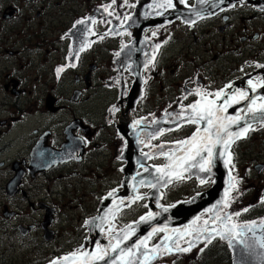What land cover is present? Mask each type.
I'll list each match as a JSON object with an SVG mask.
<instances>
[{
  "label": "flooded vegetation",
  "instance_id": "obj_1",
  "mask_svg": "<svg viewBox=\"0 0 264 264\" xmlns=\"http://www.w3.org/2000/svg\"><path fill=\"white\" fill-rule=\"evenodd\" d=\"M163 3L0 0V234H43L45 242L52 241L62 206L59 201L76 200L80 190L95 194L93 206L84 207L78 219L88 234L85 222L99 215L108 193L123 191L128 136L120 129L135 136L141 162L136 175L145 173L141 164L148 169L162 166L164 157L159 152L171 147L158 146L183 139V131L188 134L196 126L183 124L155 140L150 139L151 128L175 127L172 120L181 105L199 98L189 95L184 100L186 90L223 88L226 94L246 90L250 97H264V87L253 93L248 85L249 79L264 80V67H258L264 65V0H185L183 4L173 0V8L157 7ZM109 5L111 16L105 12ZM79 20L84 23L76 24ZM153 57L154 63H149ZM58 68H63L59 75ZM131 95L135 99L130 106ZM113 107L119 110L111 111ZM136 120L142 122L134 130ZM251 128L230 149L235 165L232 175L239 183L230 194V207L221 205L218 211L241 212L236 222L256 221L258 235L264 219V136L258 134H264V123ZM250 140L261 142L254 153H260V158L250 166L252 179L244 177L248 167L238 152ZM145 152L155 158H145ZM115 163L122 173L120 187L114 186ZM140 203L147 206L148 201ZM129 208L117 212L115 220ZM245 208L249 210L244 212ZM199 217L201 224L210 219L206 214ZM108 229L104 233L109 234ZM44 234H53L52 239L46 241ZM165 235L155 234L148 248L161 243ZM193 239L186 236L179 244L188 247L187 241ZM202 248L225 254L223 264H232L227 240L214 238L205 247L203 236L190 252L167 253L161 248L148 264H179L178 256L189 257Z\"/></svg>",
  "mask_w": 264,
  "mask_h": 264
},
{
  "label": "snow or ice",
  "instance_id": "obj_2",
  "mask_svg": "<svg viewBox=\"0 0 264 264\" xmlns=\"http://www.w3.org/2000/svg\"><path fill=\"white\" fill-rule=\"evenodd\" d=\"M126 2V0H125ZM181 4L185 3V0H179ZM200 3L207 2V0H198ZM112 3H116V0H112ZM220 3H224V0H220ZM111 7L109 5L105 8V12L111 16L113 13L108 11ZM157 7L173 8V0H164L163 4H158ZM161 13H157L160 15ZM199 15V13H197ZM131 19L130 17H124L127 21ZM97 21L92 20L95 24ZM83 20H79L76 24H83ZM194 23V21H193ZM76 25H73L75 28ZM155 35V33H153ZM103 39V37H101ZM156 49L160 47L157 44ZM81 48L80 51H83ZM119 55V53H117ZM149 63H154L153 60ZM73 67L75 65H72ZM149 65L146 64L145 68ZM258 67H264V65H258ZM63 71V68L57 69V75ZM147 83V81H145ZM249 88L253 93L256 92L258 87H264V80L253 82L251 79L248 81ZM227 88H232L229 84ZM189 95H195L199 97L194 102L184 106L181 105V111L176 114L172 122L175 124L174 128L159 129L156 133L150 134V139L155 140L158 136H163L166 131H176L183 127V124L195 125V130L192 132L191 136L179 139L174 142V146L170 151H160L159 155L163 156L167 163L162 166H157L155 171L159 175L155 178V183L152 181L140 180L137 183L144 185L147 183L148 187L155 188L160 184L161 181H165L163 186H167L175 179H183L184 173L191 172L192 169H197L199 173H204L209 175L212 173L214 162L217 158H221L224 161L225 167L230 168L228 173V187L225 190L224 198L220 202L223 205V209L230 207L232 197L231 192L237 189L239 181L235 176L232 175L231 169H234L233 156L230 151L231 146L242 138H246L249 131L252 130L251 125L248 124L245 127L239 128L237 131H231L233 125H240L242 120H245L246 114H251L253 118L260 114L261 122L264 123V97H250L248 91L237 90L231 94H226L225 90L222 88L216 92L203 91L201 89H196L192 93H187L183 97L184 100L188 99ZM214 97V98H212ZM258 99L262 102L258 103ZM223 101L218 103V101ZM242 101H250L247 107L244 109H239L236 115H227L228 109L234 105L240 104ZM119 109L113 107L111 111H118ZM241 113H245L242 115ZM171 116L172 114H168ZM177 120L182 123H178ZM141 120H136L133 122V128L135 130L136 126L141 124ZM158 123L157 121H153ZM138 143L143 144V140H138ZM148 146V145H145ZM160 149L164 148V144L158 146ZM147 159H154V155H150L148 152L142 154ZM145 172L149 169L144 167ZM139 175V173L137 174ZM165 177L167 179L165 180ZM135 180V178H133ZM210 180V176H209ZM206 180L202 177L200 183L204 184ZM134 189L136 185H133ZM114 195L113 192H109L108 196ZM130 199L131 203H135L138 200H142L143 197L136 195ZM124 204V200L121 199L119 204L116 206L115 210L110 209L109 213L99 219L103 222L105 220L109 223V239L110 243L107 247H101L99 244L96 246V250L93 252L76 250L72 253L53 260L50 264H99L103 261L104 264H148L150 259H155L156 254L161 248L167 253H172L173 249L177 252L187 253L195 247L197 241L200 240L201 236L204 237L205 247L211 244L214 238H219L220 240H227L230 247L234 245H242L245 250H254L255 247L264 250V219L259 222V228L262 230L261 234L257 236L256 228L257 222H245L238 223L235 218L241 215V212L237 211L235 213H228L226 211H215V214L210 219L203 220L202 224L199 223L200 217L192 222L191 225L185 227V229H173L172 233L174 235H166L162 239L161 243L152 246L151 249L148 248V242L151 238L158 232L167 233L169 230L165 227H153L148 236L143 239L138 240L136 243L128 247H121V245L131 239L132 236L136 235V228L131 224L126 225L125 228L120 229L119 232L122 235H117L115 237V243H112L113 239L112 233L116 229L112 226V220L115 219L116 213L119 211V206ZM145 207H147L145 205ZM249 209L245 208L243 211L247 212ZM163 211L167 212L168 208H163ZM214 211V210H210ZM159 213H153L149 211L147 215L141 216L139 221L136 223H146L151 220H155ZM111 216V219H109ZM90 223L89 221L85 222ZM211 225V226H210ZM103 231V229H101ZM248 233H251V243L249 242ZM186 236L194 237L193 240L187 241L188 247H181L179 244L180 240L185 239ZM172 241L171 244L168 242ZM143 249L142 258L140 250ZM119 250V254L115 257L111 256V253H116ZM203 251V248L200 249ZM261 257L264 258V253H261Z\"/></svg>",
  "mask_w": 264,
  "mask_h": 264
},
{
  "label": "water",
  "instance_id": "obj_3",
  "mask_svg": "<svg viewBox=\"0 0 264 264\" xmlns=\"http://www.w3.org/2000/svg\"><path fill=\"white\" fill-rule=\"evenodd\" d=\"M137 76V75H136ZM138 90V86L136 87ZM137 90L136 94H137ZM134 93V92H133ZM135 94V96H136ZM135 96L131 95L128 99L130 106L134 102ZM132 97V98H131ZM249 102L242 101L240 104L234 105L228 109L227 115H236L239 109H244L247 107ZM245 115L244 113H241ZM261 122L260 114H257L256 118H253L251 114H247L245 120H242L240 125H233L230 129L231 131H237L239 128L245 127L248 124L251 126L255 123ZM167 128H172L174 125L166 126ZM120 129V128H119ZM122 129V128H121ZM120 129V133L122 135H127L128 139V149H126V154L123 159L128 162V165L123 170L124 172V180L122 182L123 191L119 193H114L113 196H107L102 201L99 208V215L93 219H90L88 224H86L89 232V237L85 240L84 243V251L93 252L96 249L94 247L99 244L101 247H107L110 243L109 234H105L104 229L106 226L109 227V223L107 220L101 221L99 217H103L109 213V210H115L116 206L119 204L121 199L124 200V204L119 206V211L123 208L127 207L130 204V199L135 195V191H137L140 187H148L147 183L144 185H140L137 182L140 180L144 181H152L155 183V178L159 175L156 173L155 169H149L148 172H145L140 175H136L137 163L140 162L138 160L137 150L138 146L136 145L135 136L129 134V132L122 131ZM161 129V125H157L151 128V131L157 132ZM153 132V133H154ZM152 133V132H151ZM129 134V135H128ZM134 150V153L132 151ZM142 161V160H141ZM164 162L167 163V160L164 158ZM141 163V162H140ZM260 170V169H259ZM183 176H188L189 178H196L197 181L203 177L205 180L213 179L212 187L191 198L189 201L177 203L172 207H163L168 208V211H163V208L157 207L154 205V202L157 200L159 191L165 189L171 183L178 181L180 179H173L171 183H168L167 186H163L165 181H161L159 185L155 188H150V191L146 195H140L143 199H147V208L148 212L151 211L153 213H159L155 220L148 221L146 223H133L131 224L136 228V235L132 236L130 240L125 241L121 247H128L132 244L136 243L138 240L143 239L148 236L149 232H151L153 227H167L168 232L165 233L167 235H174L172 233L173 229H185L186 226L191 225L192 222L199 216L201 213L214 214L218 209L220 202L224 197V190L228 187V170L224 165V161L221 158H217L214 162L212 173L206 175L204 173H199L197 169H192L191 172L184 173ZM135 178V180L133 179ZM167 177H165V180ZM136 185L135 189L133 185ZM142 199V200H143ZM141 201V200H138ZM136 201V202H138ZM133 204V203H131ZM214 210V211H210ZM147 215V214H146ZM145 216V215H144ZM111 219V216H109ZM113 221V220H112ZM122 235V233H118ZM118 234H112L113 239L112 243H115V237ZM25 235V234H22ZM106 235H108L106 237ZM249 237V242L251 243V235L247 234ZM53 234H44V239L49 241L52 239ZM170 243V241L168 242ZM143 249L140 250L141 258ZM232 251V261L233 264H264V258L261 257V253H264V250L259 249V247H255L254 250H245L242 245H234L231 247ZM119 254V250L116 253H111V256L115 257ZM150 259L148 263L151 261ZM99 264H104L103 261L99 262Z\"/></svg>",
  "mask_w": 264,
  "mask_h": 264
},
{
  "label": "rangeland",
  "instance_id": "obj_4",
  "mask_svg": "<svg viewBox=\"0 0 264 264\" xmlns=\"http://www.w3.org/2000/svg\"><path fill=\"white\" fill-rule=\"evenodd\" d=\"M192 129L194 130L195 127ZM191 129V130H192ZM188 131V134H185L183 131V139L191 135V132ZM263 137V135H259ZM173 139V138H172ZM117 139L114 140V142ZM171 140V139H170ZM173 140H178L173 139ZM175 141L164 142L162 144L167 147L174 146ZM260 141H252L242 145V148H238L239 159L241 163L248 167V173L244 174V177L254 178L255 174L251 170V162L253 159L260 158L259 154L255 155L256 151H259ZM264 149V143L262 144ZM119 149L116 147V150ZM115 150V147H114ZM238 155V154H237ZM264 157V156H262ZM240 166V164H238ZM238 166V167H239ZM252 173V174H251ZM122 173L114 164V186L121 185ZM209 181L206 184H198L196 181H190L188 179L182 180L180 182L174 183L166 191L160 193V198L158 200V205L171 206L180 200L189 198L190 196L195 195L197 192H202L209 189ZM99 186L94 189L97 193ZM146 190H142L141 193H145ZM76 200L67 201L66 198L63 202L59 201V204L62 203L60 209V217L54 224V229L57 234H54L53 240L50 242H45L43 240V234H30L28 236H21L20 234H0V264H48L52 260L63 257L64 255L70 254L73 251L80 250L84 245L85 239L88 237L86 234L85 228L81 226V223L78 221L80 216L84 215L83 208L88 206L92 207L95 199L94 196L89 195V191L80 190L78 194L74 197ZM73 198V199H74ZM72 200V198H70ZM82 205V208L79 207ZM241 206V201L237 202V206ZM131 208L127 209L125 212L117 216L114 223L115 232H118L124 226L135 222L137 217L141 215L142 212H145L147 209L145 204L140 202L130 206ZM85 226V225H84ZM86 227V226H85ZM12 247V249H11ZM216 260H211V258ZM225 254L217 250H211L209 252L203 251L202 253L196 252L191 254L189 257L178 256L179 264H223L222 260L226 259Z\"/></svg>",
  "mask_w": 264,
  "mask_h": 264
},
{
  "label": "bare ground",
  "instance_id": "obj_5",
  "mask_svg": "<svg viewBox=\"0 0 264 264\" xmlns=\"http://www.w3.org/2000/svg\"><path fill=\"white\" fill-rule=\"evenodd\" d=\"M237 141H239V140H237ZM157 200H158V198H157ZM157 200L154 202V205H156ZM156 206H157V205H156ZM106 227H107V226H106ZM107 236H108V235H106V237H107ZM152 261H154V259H152L151 262H152Z\"/></svg>",
  "mask_w": 264,
  "mask_h": 264
}]
</instances>
